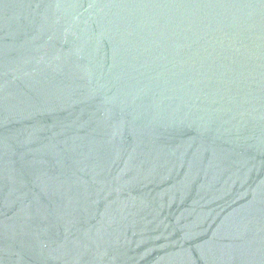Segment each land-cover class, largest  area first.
Segmentation results:
<instances>
[{
  "label": "water",
  "instance_id": "obj_1",
  "mask_svg": "<svg viewBox=\"0 0 264 264\" xmlns=\"http://www.w3.org/2000/svg\"><path fill=\"white\" fill-rule=\"evenodd\" d=\"M0 264H264V0H0Z\"/></svg>",
  "mask_w": 264,
  "mask_h": 264
}]
</instances>
